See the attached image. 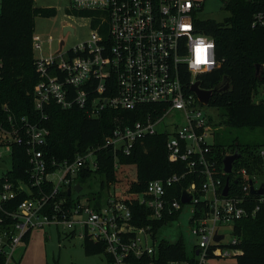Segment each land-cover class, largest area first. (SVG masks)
<instances>
[{
	"label": "built area",
	"instance_id": "1",
	"mask_svg": "<svg viewBox=\"0 0 264 264\" xmlns=\"http://www.w3.org/2000/svg\"><path fill=\"white\" fill-rule=\"evenodd\" d=\"M71 6L76 12L94 14L89 18L91 37L71 50L62 48L46 58H35L39 74L34 91L36 111L45 118L47 108L55 103L62 110L77 108L89 118H99L107 108L134 111L150 107L145 120L117 126L103 147L111 148L115 155L130 156L138 143L159 133L168 134L169 160L186 162L188 173L206 178L202 197L196 196L195 183L184 190L192 197L190 204L196 207L205 201L209 208L200 219H193L194 209L191 218L193 234L199 238L194 249L198 251L196 262L168 264H209L210 260L240 254L236 248L238 239L234 237L230 244H224L225 234L220 229L230 226L233 232L237 221L255 218L264 210V194L252 195L250 182L257 191L263 183L251 178L246 170H240L241 194L230 196L229 192L223 197L222 181L209 158L214 144L213 120L204 114V108L209 106L200 102L192 87L199 82V76L218 67L219 61L215 40L198 25L201 2L71 0ZM251 24L253 28H264V10L254 14ZM201 41L205 63L196 62V49ZM44 45L39 35L33 36V51L42 52ZM2 66L0 62V74ZM4 111L7 115H0V162L8 169L0 168V211L23 192L32 194L33 188L39 192L37 197L22 201L15 212L8 213L13 223L0 232V254L6 257L5 264H12L28 233L60 224L74 233L80 228L83 239L105 244L109 264H154L157 246L151 227L131 223L132 213L126 200L135 199L139 205L147 206L150 220H162L182 210L181 199L171 197L169 191L185 175L153 180L142 195L118 197L112 193L99 209L81 202L69 207L62 194H69V189L71 193L74 191L77 177L84 169H97L102 147L79 154L74 160H48L44 149L50 131L27 118L16 122L7 105ZM176 112L183 115L185 124L173 133L158 130L163 119ZM151 113H163V116L156 118ZM15 145L23 146L28 157L29 183L19 182L17 186L7 177L12 170ZM115 167L119 170L121 166L116 163ZM217 236L223 238L217 240Z\"/></svg>",
	"mask_w": 264,
	"mask_h": 264
},
{
	"label": "trees",
	"instance_id": "2",
	"mask_svg": "<svg viewBox=\"0 0 264 264\" xmlns=\"http://www.w3.org/2000/svg\"><path fill=\"white\" fill-rule=\"evenodd\" d=\"M226 9L230 16L223 23L197 17L200 30L216 42L219 61V66L213 71L199 76L200 87L212 90L224 78H228L229 90L214 94L209 107H216L221 112L228 128L249 130L264 128V101L255 103L252 100L253 92L260 85H264V80L260 82L255 77L256 65L264 66V28H253L251 24L254 14L264 10V0H229L226 2ZM77 13L86 18L94 16L92 12ZM55 14L56 9L38 8L34 0H1L0 62L3 66L0 74V115H7L4 111V106L7 105L9 114L16 122L27 118L32 124L46 127L50 131L44 149L48 160H74L79 154L102 147L98 153L97 169L95 171L84 169L76 181L81 187L82 181L90 179L100 184V190L91 194L90 201L98 197L107 199L108 195L105 196L104 192L108 193L117 180L116 163L122 168L130 166L135 168L136 178L128 183L126 195H142L147 191L151 181L177 174L185 175V178L170 189L171 197L180 200L183 191L189 189L193 183L197 187L196 196L202 197L201 189L206 178L188 173L186 162L174 163L169 160L168 134L159 133L138 143L130 156L115 155L111 148L103 147L117 126L145 120L150 107L134 111L107 108L99 118H89L84 111L77 108L62 110L55 103L47 108L45 118L36 111L34 91L39 82V74L32 47L35 20L37 17L50 18ZM151 116L162 117L163 113H151ZM226 149H233V153L238 151L241 154L240 159L234 163L230 175L224 173L223 160L227 156L224 154ZM209 158L215 163L216 176L222 181V191L227 178L230 179V196L241 194L243 179L239 177L238 171L246 170L251 178L255 175H264L259 145H243L239 138L230 144L214 143ZM27 169L26 150L23 146L15 145L12 170L7 173L8 179L15 186L19 182L29 183ZM45 189L50 190L49 187ZM31 192L32 194L21 193L15 201L5 205L4 211H0V232L13 223L8 213L15 212L22 201L35 198L39 194L36 188ZM72 193L62 194L67 198L69 207L80 202L73 199ZM126 204L132 213L131 223L137 227L150 226L155 241L158 231L164 225L177 221L182 211L171 216L166 215L157 221L150 220V209L139 205L135 199H127ZM208 211L205 201H201L195 207L193 219H200ZM193 219L190 220L191 224ZM233 228L232 234L239 242L236 248L242 251L235 256L237 264H264V210L255 218L237 221ZM72 234L75 235L74 232ZM30 235L31 233H28L24 241H28ZM105 248L103 243L84 239L87 254H105ZM146 261H149L148 257ZM153 261L154 264H168L170 261L195 263L196 250L192 257H188L181 242L169 243L163 240L157 245ZM5 263L6 257L0 254V264Z\"/></svg>",
	"mask_w": 264,
	"mask_h": 264
},
{
	"label": "rangeland",
	"instance_id": "3",
	"mask_svg": "<svg viewBox=\"0 0 264 264\" xmlns=\"http://www.w3.org/2000/svg\"><path fill=\"white\" fill-rule=\"evenodd\" d=\"M201 2L202 11L199 15L202 19L214 20L218 23L225 22L230 16L226 9V2L229 0H196ZM38 8H54L56 14L50 18L37 17L35 20V35H39L45 42L42 52L33 51L34 58H46L50 53L59 51L61 42H64V51L90 40L92 27L89 18L81 17L79 13L73 10L71 0H34ZM1 5V0H0ZM66 27L73 31L64 33ZM52 39V42H49ZM252 100L255 103L264 101V85H260L252 94ZM204 114L210 116L213 120L214 143L230 144L236 138H239L243 145H259L260 152H263L264 165V128L249 129H231L225 125V120L221 112L215 107H205ZM185 124L183 115L176 112L169 117H165L163 122L157 127L160 131H169L173 133L178 127ZM224 154L233 155V149L224 150ZM9 163V160H6ZM2 171L0 170V176ZM136 178L134 167H120L117 170V180L113 183L110 191L104 192L109 197L116 193L118 197L127 196L128 183ZM259 183H264V175L253 177ZM82 190L73 191L74 200H79L82 204L91 205L99 209L105 206L106 198L98 197L90 201L91 194L100 190V184L94 179L82 181ZM195 206L186 204L179 214L178 220L164 225L156 235L155 245L165 240L169 243L181 242L184 245L185 253L192 257L194 249L199 243V238L193 234V225L190 219L193 216ZM221 232L225 234L224 244H230L234 236L230 226L222 227ZM67 230L63 225H51L43 229L32 231L28 241H23L14 254L12 264H109L106 254H87L84 249V239L81 237L82 230L76 229V234ZM151 244H153L151 242ZM241 251V250H240ZM242 253V251H241ZM209 264H237L235 257L210 260Z\"/></svg>",
	"mask_w": 264,
	"mask_h": 264
},
{
	"label": "water",
	"instance_id": "4",
	"mask_svg": "<svg viewBox=\"0 0 264 264\" xmlns=\"http://www.w3.org/2000/svg\"><path fill=\"white\" fill-rule=\"evenodd\" d=\"M69 31H73L70 27H66L64 30V33H68ZM64 46V42H61V46H60V50L63 48ZM264 66L261 64H257L256 65V69H255V77L262 82L264 80ZM230 88V84H229V79L228 78H224L221 83H219L214 89L212 90H204L200 87V82H197L193 87L192 90L197 94L200 102L206 106H209L210 104V100L212 98V96L216 93H223L228 91ZM241 157V154H239L238 151H236V153H234L233 155H228L224 158L223 160V165H224V173L227 175H230L233 172V165L234 163L239 160ZM0 168L7 170L8 167L0 162ZM237 183V182H235ZM251 184V194L252 195H256V196H260L264 194V183L262 184V187L260 190H255L253 187V183L250 182ZM74 191L76 192H80L82 190V187L80 185H76L73 188ZM229 191H230V179L227 178L225 187L223 189V197H227L229 195ZM71 193V189H69V195ZM191 195L187 192L184 191L181 197V201L184 205L186 204H190L191 203ZM222 236H217V240L222 239ZM196 254L198 255V251L196 252Z\"/></svg>",
	"mask_w": 264,
	"mask_h": 264
},
{
	"label": "clouds",
	"instance_id": "5",
	"mask_svg": "<svg viewBox=\"0 0 264 264\" xmlns=\"http://www.w3.org/2000/svg\"><path fill=\"white\" fill-rule=\"evenodd\" d=\"M208 47H211V45H208ZM203 52H204L203 41H201V46L196 49V62L197 63H202L201 61H203Z\"/></svg>",
	"mask_w": 264,
	"mask_h": 264
},
{
	"label": "snow or ice",
	"instance_id": "6",
	"mask_svg": "<svg viewBox=\"0 0 264 264\" xmlns=\"http://www.w3.org/2000/svg\"><path fill=\"white\" fill-rule=\"evenodd\" d=\"M202 63H205V62H207L206 60H203V61H201Z\"/></svg>",
	"mask_w": 264,
	"mask_h": 264
},
{
	"label": "flooded vegetation",
	"instance_id": "7",
	"mask_svg": "<svg viewBox=\"0 0 264 264\" xmlns=\"http://www.w3.org/2000/svg\"><path fill=\"white\" fill-rule=\"evenodd\" d=\"M200 19H202V18H200Z\"/></svg>",
	"mask_w": 264,
	"mask_h": 264
}]
</instances>
